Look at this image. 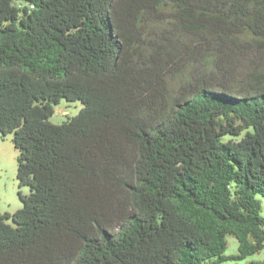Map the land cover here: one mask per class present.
<instances>
[{
  "label": "trees",
  "instance_id": "16d2710c",
  "mask_svg": "<svg viewBox=\"0 0 264 264\" xmlns=\"http://www.w3.org/2000/svg\"><path fill=\"white\" fill-rule=\"evenodd\" d=\"M62 100L83 107L54 123ZM0 132L30 189L0 213V264L256 254L264 0H0Z\"/></svg>",
  "mask_w": 264,
  "mask_h": 264
},
{
  "label": "rangeland",
  "instance_id": "374dc122",
  "mask_svg": "<svg viewBox=\"0 0 264 264\" xmlns=\"http://www.w3.org/2000/svg\"><path fill=\"white\" fill-rule=\"evenodd\" d=\"M82 107L80 101L62 100L56 106L55 114L51 120L54 123H62L67 117L77 115ZM17 157L18 151L14 146L13 136L11 134L4 136L0 132V213L16 212L23 207L19 191L21 190L23 194L30 193L29 187L24 186L21 189L19 187ZM257 198L261 201L262 215L264 216V197L257 196ZM9 222L11 223V220ZM227 240L226 254L237 255L239 253V240L235 235H228ZM259 260H264V250L244 259L225 261L223 264H249L251 261Z\"/></svg>",
  "mask_w": 264,
  "mask_h": 264
}]
</instances>
